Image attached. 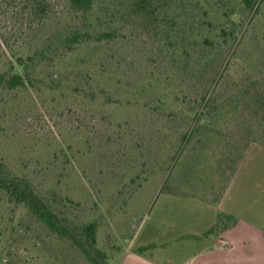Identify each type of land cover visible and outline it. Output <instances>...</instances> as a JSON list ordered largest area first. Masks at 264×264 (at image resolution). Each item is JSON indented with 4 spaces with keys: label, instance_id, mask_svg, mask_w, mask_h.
I'll return each instance as SVG.
<instances>
[{
    "label": "rangeland",
    "instance_id": "rangeland-1",
    "mask_svg": "<svg viewBox=\"0 0 264 264\" xmlns=\"http://www.w3.org/2000/svg\"><path fill=\"white\" fill-rule=\"evenodd\" d=\"M132 1L95 5L90 33L116 28L113 41L50 55L30 69L33 84L0 88V163L29 182L64 228L50 230L0 190V264H92L84 252L90 224L105 264H135L127 254L146 240V258L178 260L188 254L187 240L175 241L186 231L171 226L180 197L222 202L264 223V5L257 13L242 0H158V18L149 19L129 17ZM209 3L235 12L238 37L223 52L204 45L219 39L210 23L226 22ZM185 13L176 52L168 22ZM53 15L33 46L80 25L68 4ZM232 50L230 73L211 91L216 101L194 102ZM13 62L0 52V71Z\"/></svg>",
    "mask_w": 264,
    "mask_h": 264
},
{
    "label": "trees",
    "instance_id": "trees-1",
    "mask_svg": "<svg viewBox=\"0 0 264 264\" xmlns=\"http://www.w3.org/2000/svg\"><path fill=\"white\" fill-rule=\"evenodd\" d=\"M99 0H0V52L4 56L11 54L15 58V62L11 63L9 69L0 71V88L14 90L17 88L25 87L28 84H33V77L30 75V69L36 62L45 61L50 55H64L72 53L81 44L87 40L95 39L97 42H110L118 37V29L109 27L103 32L98 34H91L90 29L94 26V20H92V14L95 9V5ZM158 0H133L129 7V17H144L149 19L158 18V9L155 4ZM182 2V0H181ZM69 5L80 21V25L76 24L70 30L65 29L60 36H56L52 44L46 47L33 46V41L40 36L48 26L53 18V14L57 7ZM211 8H218L219 11L224 12L226 22L218 27H215L210 23L211 29H217L220 31L219 39L211 40L204 39V45L209 50L223 52V47L229 43V40H236L238 37V24L232 20L234 10L229 9L225 3H209ZM242 5L245 10L253 11L257 13L261 11L264 5V0H242ZM5 8L6 10H3ZM126 17H124L125 19ZM189 19V14H178L175 17H171L169 20V26L172 34L170 40L175 39V48L177 44L184 40V36H187L188 30L186 26H182L180 23L184 19ZM9 21L10 25H6L4 28L2 24L3 20ZM49 27V26H48ZM194 29V27L192 28ZM190 30V29H189ZM20 44L18 48L12 47L14 43ZM22 42L24 44H22ZM174 44V43H173ZM176 52L180 49L177 47ZM235 51H231L227 63H222L217 67H213L216 78L212 79L208 84L209 88L205 90L194 102L203 103L208 101V107L211 102L216 101L214 96L211 95V91L216 89L218 81L223 74H229L230 68L235 60ZM224 64V65H223ZM21 68L25 71L22 74L17 71ZM215 77V75H214ZM111 102L114 98L111 96L109 99ZM119 100V99H116ZM163 100V99H162ZM108 101V102H110ZM219 111L215 108L212 114H218ZM211 113H204V115H210ZM0 190L4 191L10 198V200L16 204H28L32 207L33 212L48 226V228L54 232L62 233L64 230L57 214L46 206L44 198L36 193L32 186L23 179H18L12 175L11 171L7 170L2 163H0ZM84 233L86 236L87 244L90 249L84 248V252L92 264H105V255L100 253L96 248V229L94 224H90L85 227Z\"/></svg>",
    "mask_w": 264,
    "mask_h": 264
},
{
    "label": "crops",
    "instance_id": "crops-1",
    "mask_svg": "<svg viewBox=\"0 0 264 264\" xmlns=\"http://www.w3.org/2000/svg\"><path fill=\"white\" fill-rule=\"evenodd\" d=\"M178 200L179 223L171 226L186 231L175 241L186 239L188 254L178 260L155 262L140 254L145 245L153 243L146 240L127 258L135 264H264V223L254 215L247 217L239 211L225 210L222 202L209 198Z\"/></svg>",
    "mask_w": 264,
    "mask_h": 264
}]
</instances>
